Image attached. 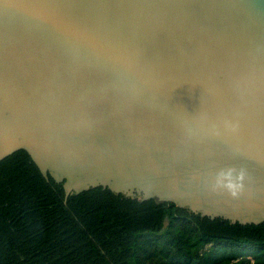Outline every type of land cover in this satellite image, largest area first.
I'll list each match as a JSON object with an SVG mask.
<instances>
[{
    "label": "water",
    "instance_id": "95a60500",
    "mask_svg": "<svg viewBox=\"0 0 264 264\" xmlns=\"http://www.w3.org/2000/svg\"><path fill=\"white\" fill-rule=\"evenodd\" d=\"M264 223V0H0V162Z\"/></svg>",
    "mask_w": 264,
    "mask_h": 264
},
{
    "label": "trees",
    "instance_id": "16d2710c",
    "mask_svg": "<svg viewBox=\"0 0 264 264\" xmlns=\"http://www.w3.org/2000/svg\"><path fill=\"white\" fill-rule=\"evenodd\" d=\"M0 264H264V223L102 188L65 201L62 185L18 151L0 162Z\"/></svg>",
    "mask_w": 264,
    "mask_h": 264
}]
</instances>
